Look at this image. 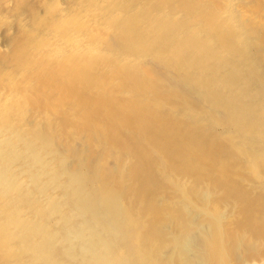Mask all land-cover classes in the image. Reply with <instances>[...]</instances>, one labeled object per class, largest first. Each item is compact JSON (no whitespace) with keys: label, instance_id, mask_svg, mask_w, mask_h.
<instances>
[{"label":"bare ground","instance_id":"bare-ground-1","mask_svg":"<svg viewBox=\"0 0 264 264\" xmlns=\"http://www.w3.org/2000/svg\"><path fill=\"white\" fill-rule=\"evenodd\" d=\"M60 1L50 4L56 10L46 12L45 17H52L42 19L44 31L35 29L41 10L35 15L39 14L38 21L35 17L32 20L35 26L28 24L26 14L10 28L31 37L18 45L24 58L37 56H28V67L40 59L51 66L58 64L56 68L62 71L74 68L60 73L62 79L57 82L62 81L64 92L57 98L45 95L49 86L44 85L45 93L37 91L38 87L35 90V85L32 88L34 74L29 76L30 72V83L26 81L31 87L23 84L28 88L21 92L24 97L16 91V96L0 92V264H256L257 258L249 255L259 248L264 252V192L251 193L247 185L243 189L236 185L235 177H242V171L261 179L264 176V54L254 60L257 51H247L246 46L237 44L234 33L248 31L256 40L264 33V25L246 27L250 24L247 18L241 19V24L229 23L220 15V2L214 3L209 16L198 12L202 2L212 0H149L151 4H143V8L139 7L143 0H136L138 5L129 0L130 8L113 13L114 18L119 16L117 23L113 22L118 30L110 26L106 32L100 28L114 19L109 10L117 8L120 1L104 0L109 2L110 6L105 5L109 10L100 6L104 11L99 8V21L96 18L98 23L94 20V24L91 20L97 8L93 11L92 3L69 5L66 0L63 4ZM92 2L99 4L100 0ZM114 2L117 5H112ZM62 7H66L64 11ZM75 9L85 12L78 23L87 31L81 32L103 31L108 48L92 47L88 50L91 55L83 52L84 44L75 50L76 29L67 26L77 24L76 17L71 18L69 13ZM181 12L182 18L177 15ZM53 24L63 34L46 39L44 32ZM116 32L126 33L124 39ZM134 33H157V40L143 41L147 34L140 40ZM214 37L220 41L217 46L210 43ZM263 47L264 43L256 50L260 52ZM108 49L120 53L119 58L138 53L135 58L115 62L108 56ZM163 53L165 58L156 57ZM64 57L74 62L71 67L64 69L68 65V59L62 61ZM109 62L113 63L111 72ZM102 63L103 70L108 71L96 73L100 75L96 78L94 68ZM52 69L46 72L58 70ZM46 72L44 75L50 74ZM8 73L15 77L14 72ZM94 86L105 92L101 96L96 93L93 99L86 97V90ZM122 89L133 93L131 99L119 96ZM33 92H41L39 96L35 93L38 98L34 99L40 97L47 102L50 114L46 119L32 113L33 104L28 101L34 100ZM165 92L171 96L166 98ZM175 97L180 116L170 117L165 107L176 104ZM75 98L82 108L89 101L90 108L97 102L107 111L86 107L85 112H68ZM56 113L63 114L61 121L52 119ZM187 113L193 115L190 122L183 121ZM15 116L20 125H30L31 130L26 131L29 126L23 130L26 125L18 126ZM127 125L139 136L125 135L121 127ZM93 129L108 133L106 153H95L102 142ZM217 136L224 141L223 146L218 143L221 154L215 151ZM145 137L150 147L157 144L155 150L161 148L160 161L142 144ZM208 163L212 165L207 169L212 172L222 167L221 177L218 175L210 184L205 181L213 179L212 174L206 176L204 166ZM200 164H204L208 178L186 180L192 178L188 172L198 173ZM201 171L198 175L203 176ZM169 174H175L176 179L167 187ZM188 180L193 183L188 184ZM206 183L212 185L208 188Z\"/></svg>","mask_w":264,"mask_h":264},{"label":"rangeland","instance_id":"rangeland-1","mask_svg":"<svg viewBox=\"0 0 264 264\" xmlns=\"http://www.w3.org/2000/svg\"><path fill=\"white\" fill-rule=\"evenodd\" d=\"M30 1V2H29ZM60 1V0H59ZM65 1V0H64ZM69 1H73V2H69ZM87 1H89L88 3H92V7H93V11H96V8H97V11L95 12V13H93V18H92V22H93V24L95 23V21L94 20H96V18L98 17V15H96L97 14V12H99V8H100V11L102 10V8L105 10H109L106 6H110L109 4L107 5V3H109V2H107V1H104V2H106V3H104V2H102L101 0H100V2H99V4L98 3H94V2H92L93 0H66V2H68V3H65V4H78V3H82V4H84L85 5V3H87ZM118 2L120 1V3L117 5L116 3L117 2H114L112 5H117V8H116V6H111L112 8H110V12H111V10H112V16H113V18H114V12H117V11H119V13L122 11H124L125 9H127V8H130V6L132 5L131 4V2H129V0H128V3H129V5H127V2L126 1H124V0H117ZM122 1H124V3H126V4H124ZM133 1V0H132ZM134 1H136V0H134ZM133 1V2H134ZM138 1V0H137ZM136 1V2H137ZM139 1H141V0H139ZM138 1V2H139ZM156 2H158L159 0H155ZM162 0H160L159 2H161ZM61 2V4H63V0H61L60 1ZM101 2H102V4H101ZM122 2V3H121ZM136 2H134V5L135 4H137L138 5V2L136 3ZM144 2H146V3H144ZM151 2V1H150ZM149 2V0L148 1H141L140 2V4H139V7L141 8V6H142V8H143V4L144 5H149V4H151ZM158 2V3H159ZM217 2H220L221 3V5L220 6H218V9L220 10V15L221 16H223L224 18H226V20L229 22V23H234V24H241V22H240V20L242 19V21L243 20H246V18H247V20H248V22H250V24L249 25H246V27L247 26H251L252 28L253 27H261L262 25H264V0H212V2L210 3V2H202V7L199 9L200 11H198V12H201V14L203 15V13H207V15L209 16V14H210V12H211V10H212V8H213V5H214V3H217ZM142 3V4H141ZM50 4H53V0H0V92H3L4 91V93L5 94H7L8 95V93H10V95L12 96V95H14V96H16V92H19L18 93V96H20L21 95V97H24L23 96V93H21V92H24L25 93V91H26V89H28V88H24V87H27V86H30L31 87V85H32V88H34L35 86V90H36V88H37V91H39V90H43V91H45V86H49V88H47V90H48V92H47V90H46V94L45 95H47L48 97H49V95H53L55 98H57V96L59 97V96H61L62 94H63V92H64V90H63V85H62V81L61 82H57L58 80L60 81L62 78H61V74L60 73H64L67 69V66L69 67H71V65L74 63H70V61H69V59L68 58H61L62 59V61L63 60H66V59H68V65H66L65 66V68L64 69H66V70H61L60 68L58 69V68H56V67H58V64L56 65V66H54V64H53V66L55 67V69H58V70H60L59 72H58V70H54V67L53 66H51V65H48L47 63H45L44 61H41L40 59V61L39 60H37V61H39L40 63H38L37 61L36 62H34L33 64H31L30 65V67H28L29 65L27 64H25V63H27L28 62V60H29V58H28V56L29 55H27L25 58L23 57V52H21V50L23 51V49H19L18 48V45L19 46H21L20 45V43H23V41H30V36L28 35V33H27V35H26V33H25V35H26V37H25V35H24V37H23V35H20V34H16V33H14V30H10V28H13V27H16V23L19 21V19L22 17V16H24V15H26L27 14V16L26 17H28V19H30L29 21H28V19H27V21L29 22L28 24H32V26H35V22H33L34 20L33 19H35V18H37V19H35V21H38V19L40 18V20H39V22H38V26H35V29L37 28V30H42V31H44V26H45V23H43L42 22V19L44 20H47V19H51L50 17H52V16H49L48 18L47 17H45V16H48V14L47 13H49L50 12V14L52 13V12H54L55 10H56V8H54V7H51V5ZM64 4V5H65ZM71 4V5H72ZM94 4V5H93ZM219 4V3H218ZM49 5V7H47ZM69 5H65V6H69ZM102 5H106L105 6V8H104V6H102ZM125 5H127V6H125ZM102 8H101V7ZM71 7H73V6H71ZM94 7H95V10H94ZM118 7H120V8H118ZM123 7V8H122ZM220 7V8H219ZM66 7H62L61 8V11H64V9H65ZM116 8V9H115ZM140 8L138 9V10H140ZM31 9L33 10V9H36L35 10V12H34V10H33V14H32V11H31ZM71 9V8H70ZM83 9V8H82ZM80 10V9H75V11L74 12H70L69 11V13H72V15H70L71 16V18H72V16H75L76 18V21H75V23L77 22V24H73L72 22V24H71V26H70V24H67V26H69V29L71 28L72 30H74L75 31V29H76V34H74V33H71V34H74L75 35V43H77V44H75V50L77 51V45L79 46V44H84V45H86L85 47H82L83 49V52H86V50H87V53H89L88 52V50H90V51H92L91 49H93L92 47H95V48H99V49H96V50H103V48H105V46H106V48H108L107 47V43L105 42V40H106V37H103V36H106L105 35V33H103V31H106L107 32V29L105 30V28H109L110 26V29H112L113 27H114V31L116 30V23H117V18L119 17V16H117V17H115L114 19H112L111 18V21L109 20L108 22H104L103 24H105V26L103 25V28L101 27L100 29H103V31H101L102 32V34H104V35H102L101 33H93L89 28H87L88 29V32H90L91 31V33L89 34V33H86L85 31H87V30H85L86 29V27H85V29H83L82 27H81V25H79L80 23H78V22H80L81 21V19H83L82 18V16H84V14H85V12L83 11V10ZM41 10V11H40ZM104 10H102V11H104ZM38 11H40V12H38ZM61 11H59L60 12V15H62L63 13L61 12ZM36 12H38V13H40V16H39V14H38V16H39V18H38V16L36 17L35 15H37V13ZM47 12V13H46ZM121 12V13H122ZM29 13V14H28ZM47 14V15H46ZM49 14V15H50ZM200 14V13H199ZM200 14V15H201ZM179 17H181L182 18V12L181 13H178L177 14ZM63 16H65V15H63ZM97 16V17H96ZM35 17V18H34ZM43 17V18H42ZM243 17L245 18V19H243ZM47 18V19H46ZM67 18V17H66ZM70 18V19H71ZM77 18L79 19V20H77ZM207 18V17H206ZM206 18H202L201 20H203V22H205L206 21ZM73 19H74V17H73ZM33 20V21H32ZM97 20L99 21V18H97ZM96 20V21H97ZM40 21H41V23H40ZM72 21V20H71ZM98 21H97V23H98ZM116 21V23H113V22H115ZM48 22H51V21H48ZM48 22H46V23H48ZM13 24H15L14 26H13ZM113 24V25H112ZM29 25V26H30ZM41 25V26H40ZM144 25H146V23H144ZM66 26V25H65ZM242 27L241 28H244L245 26L244 25H241ZM40 29H39V28ZM116 27V28H115ZM42 28V29H41ZM47 28V27H46ZM60 28H63V27H60ZM66 28V27H65ZM64 28V29H65ZM9 29V30H8ZM57 29L58 28H55L54 27V24L52 25V26H49L48 27V30L46 31V33L44 32V35L46 36H48L49 38H47V36L45 37V36H43V34H41V36H43V37H45L46 39H50L51 38V36L53 37L52 39H55V38H57L58 37V35H60V34H63V33H60L61 32V30H58L57 31ZM67 29H68V27H67ZM83 29V30H85V31H82V32H84V33H82L81 32V30ZM90 30V31H89ZM118 30V29H117ZM116 30V31H117ZM55 31H57V32H55ZM77 31H80L81 33H78ZM7 32V33H6ZM11 32V33H10ZM13 32V33H12ZM15 32H16V30H15ZM55 32V33H54ZM66 32V31H65ZM56 33H58V34H56ZM12 34V35H11ZM16 35V36H18V37H20V38H18V37H14L13 35ZM22 34H24V33H22ZM107 34V33H106ZM111 34V33H110ZM112 34H114V33H112ZM117 36H123V39H124V36L126 35V33H118V32H116L115 33ZM128 34V33H127ZM134 34H136V37L138 38V39H140V40H143V36L145 35V34H147V36L149 37H147V36H144L145 38H144V40L143 41H148L147 39H150V40H153V41H156L157 39H155L154 40V38H157V36H156V34L155 33H143V35H142V33H134ZM139 34V35H138ZM214 34V33H213ZM54 35V36H53ZM57 35V36H56ZM97 35V36H96ZM129 35V34H128ZM132 35V34H131ZM186 35L187 36H192V35H190V34H188V33H186ZM260 37L258 38V39H254L253 38V36H252V33H248V31H246V32H243V33H234V36H235V42L237 43V44H239V45H244V46H246V50L247 51H253V50H255V51H257V52H255V55H254V60H257V59H259V57H258V55H261V54H264V47L262 48V50L259 52L258 50H256V47H262L263 46V43H264V33H260ZM11 36V37H10ZM56 36V37H55ZM140 36V37H139ZM142 36V37H141ZM154 36H156V37H154ZM9 37V38H8ZM152 39H151V38ZM103 38H105V40L103 39ZM121 38V37H120ZM142 38V39H141ZM26 39V40H25ZM28 39V40H27ZM78 39H79V41H78ZM14 40V41H13ZM21 40V41H20ZM103 40H104V42H103ZM5 41H7V42H5ZM47 41V40H46ZM131 43V42H130ZM158 43H159V41H158ZM210 43H211V45L212 46H217V45H219L220 44V41L216 38V37H214V38H212L211 39V41H210ZM61 44V43H60ZM68 44H70V43H68ZM260 44V45H259ZM88 45V46H87ZM105 45V46H104ZM33 46V45H32ZM35 46H36V44H35ZM35 46H34V49H35ZM87 47V48H86ZM79 48H81V47H79ZM138 50L140 49V51L142 50V48H137ZM29 50H30V47H29ZM79 51V50H78ZM104 51H107V50H104ZM108 51H109V49H108ZM17 52V53H16ZM18 52H19V55L20 56H17V54H18ZM31 52V51H30ZM31 53H33V52H31ZM138 52L137 51H135V53L134 54H130V53H126V54H124V53H122V54H124V56H121V58H119V54L120 53H112V52H108V56L109 57H111L112 58V60H114L115 62L117 61L116 59H121V61L123 60V59H125L126 60V58L128 59V58H131V57H136V55L135 54H137ZM22 54V55H21ZM90 54V53H89ZM118 54V55H117ZM32 55V56H31ZM61 55H63L62 54V52H61ZM66 55V54H65ZM65 55H63V56H65ZM77 55V54H76ZM87 55V54H86ZM91 55V54H90ZM116 55L118 56V57H116ZM130 55V56H129ZM133 55V56H132ZM89 56V55H88ZM19 57V58H18ZM21 57V58H20ZM22 57H23V59L24 60H22ZM29 57H31L32 59H34V57H36L37 58V56H35V55H33V54H30V56ZM156 57H159V59L160 58H165L166 57V55L163 53L162 55H157ZM28 58V60H27V62H26V59ZM77 57L75 56V59H76ZM94 58H95V55H94ZM21 59V60H20ZM71 59V58H70ZM21 62H20V61ZM71 60H73V58L71 59ZM24 61V62H23ZM127 61V60H126ZM163 61V60H162ZM161 61V62H162ZM23 62V63H22ZM44 62V63H43ZM66 62H67V60H66ZM17 63V64H16ZM78 63V62H77ZM110 64H109V67H108V69H109V72H111V70H110V67H111V65L113 64L112 62H109ZM164 65H165V61H163L162 62ZM16 64V65H15ZM24 65V67H23V69H25V71L23 70V69H21L22 68V66H20V67H18L19 65ZM42 64H45L46 65V67H47V65H48V67H49V69H51V68H53L52 70H54V72H57L56 74L53 72V74H51L50 72H51V70L49 71V72H46V71H48L47 69H45L44 70V68H46L45 67V65H44V67H42L43 68V70H44V72H46V73H50V74H48V75H50L51 76V78H50V80H49V76L46 74V75H44L45 73L43 72V70H42V72L40 71L41 69V66H43ZM70 64V65H69ZM103 64V65H102ZM101 65H100V67L102 66V68H100V67H98L99 66V64L98 65H96L97 67H95L94 68V74L96 75V78H98L100 75H98V74H96V73H98V72H100V74H103V72H105V71H108V69L106 70L105 68H104V70H103V67L105 66L104 65V63H102ZM32 65H33V67H32ZM38 65V66H37ZM40 65V66H39ZM75 65H76V63H75ZM11 67H12V69H11ZM25 67H28V68H25ZM32 67V68H31ZM59 67H61V66H59ZM9 69L10 71H8V70H6V69ZM15 68V69H14ZM17 68H18V71H16L15 72V70H17ZM35 69L34 71H37L38 72V74L37 73H35L33 70H31V69ZM39 68V69H38ZM73 68H74V66H73ZM73 68L70 70V69H68V70H70V71H72L73 70ZM98 69V71H97V69ZM13 69H14V71H13ZM23 70V71H22ZM26 70H28V71H26ZM30 70V71H29ZM67 70V71H68ZM101 70H102V72H101ZM3 71V72H2ZM62 71V72H61ZM70 71H69V73H70ZM96 71V72H95ZM8 72H11V73H15L14 74V76L15 77H13V76H10L9 75V73ZM20 72H22L21 74H20ZM24 72V73H23ZM28 72H30L28 75L30 76V75H33V76H37V77H31L32 79H30V77L27 75V73ZM34 72V73H33ZM4 73H5V75H4ZM43 73V74H42ZM69 73H66V75L67 74H69ZM16 74L18 75V76H16ZM35 74H37V75H35ZM59 74V75H58ZM65 74V73H64ZM27 75V76H26ZM54 75H58L57 77L56 76H54ZM6 76H9V78L7 77V78H4V77ZM26 76V77H25ZM45 76H47L48 78H46ZM63 76V75H62ZM110 76H111V74H110ZM18 77V78H17ZM46 78V79H43V78ZM13 78V79H12ZM16 78V79H15ZM27 78V79H26ZM33 78H35V79H33ZM56 78V79H55ZM9 79V81L11 82V84H10V82L9 81H7ZM29 79L34 83H32L31 85L29 84L30 83V81H29ZM38 79V80H37ZM116 81H120V78H114ZM13 80V81H12ZM15 80H17V82L15 81ZM25 80V81H24ZM26 80H28L29 81V83H27V81ZM44 80H47V83L49 82V84H47L46 83V81H44ZM35 81V82H34ZM44 81V82H43ZM54 81V82H53ZM7 82V83H6ZM40 84H39V83ZM53 82V83H52ZM58 84H57V83ZM9 83V84H8ZM13 83V84H12ZM29 84V85H27V84ZM43 83V84H42ZM54 83H55V85H54ZM59 83H61V84H59ZM82 83H84V82H82ZM81 83V84H82ZM23 84L25 85L24 87H23ZM37 84V85H36ZM53 86H52V85ZM15 85V86H14ZM17 85V86H16ZM27 85V86H26ZM33 85H35L34 87H33ZM38 85H40V87L38 86ZM45 85V86H44ZM58 85V86H57ZM83 85H86V83H84ZM80 86H82V85H80V83H79V87ZM2 87V88H1ZM17 87H19L20 89H18ZM62 87V88H61ZM85 87V86H84ZM11 88L13 89V90H11ZM15 88V89H14ZM25 89V91H24V89ZM31 88V89H32ZM42 88V89H41ZM94 88V89H93ZM17 89V90H16ZM30 89V90H31ZM100 89H102V88H99V86H94V87H92V88H89V89H87L86 90V97H88V98H91V99H93V97H95L96 96V93H97V96L98 95H100V94H102V93H104L105 91H103L102 92V90H100ZM7 90V91H6ZM21 90V91H20ZM29 90V91H30ZM63 90V91H62ZM96 90H97V92H96ZM16 91V92H15ZM32 91V90H31ZM42 91V92H43ZM123 91V92H122ZM15 92V94H12V93H14ZM94 92V93H93ZM101 92V93H100ZM141 92H144V91H141ZM34 94L32 95V98L34 99V97L36 96L35 95V93L36 92H33ZM41 93V92H40ZM39 93V94H40ZM43 93H45V92H43ZM120 94H119V96L121 97V98H123V99H131V97H132V92H130L129 90H125V89H122L120 92H119ZM36 94H38V92L36 93ZM39 94H38V96H39ZM9 95V96H10ZM147 95L149 96V97H154V94H153V92L152 91H147ZM164 95H166V98H169V96H171V95H169L167 92H165L164 93ZM168 95V96H167ZM17 96V97H18ZM43 96H44V94H43ZM42 96V97H43ZM101 96V95H100ZM118 96V97H119ZM31 97V96H30ZM37 97V96H36ZM35 97V98H36ZM41 97V98H42ZM38 98V97H37ZM44 98H47V97H44ZM48 99V98H47ZM46 99V100H47ZM91 99H89V100H91ZM175 100V103L176 104H174L173 106H170V107H172V108H175V107H177L178 106V108H175L174 110L171 108V109H169L170 107L169 106H167V108L165 107V113H166V115L167 116H170V117H179L180 116V110H181V108H180V106H179V102H176L177 101V98L175 97L174 98ZM37 101V99H34L33 101H28L29 103L30 102H32V106H33V114L34 115H36V116H38V113H39V115L40 114H42L43 116H44V118L46 119L47 118V114H50V112L48 111V108H47V102H45V99H40V97H39V99H38V103H36V101ZM77 98H75V104H70V106L68 105V107H67V109H69V111L68 112H71V111H74L75 113H81V112H85V109H86V107H88L89 109H92V108H94L95 110H98V111H100L101 113H103V111H107V107H101L100 105H97V102H96V104L93 106L91 103H92V100H91V102H90V106H91V108L89 107V105H88V102L89 101H87V103H86V107H83L82 108V106L81 105H79V104H81L80 103V101L78 100ZM88 100V99H87ZM172 100H173V97H172ZM42 101V102H41ZM10 102V101H9ZM46 104H45V103ZM11 103V102H10ZM42 103H44V104H42ZM31 104V103H30ZM35 104V105H34ZM40 104V105H39ZM173 104V103H172ZM171 104V105H172ZM29 105V104H28ZM170 105V104H169ZM177 105V106H176ZM31 106V105H30ZM99 106H100V109H99ZM73 107H75V108H73ZM63 109L65 110L66 108H64L63 107ZM83 109V110H82ZM63 110V111H64ZM79 110V111H78ZM88 110V109H87ZM65 111H67V110H65ZM43 112V113H42ZM45 113V114H44ZM52 113H53V111H52ZM170 113V114H169ZM57 114V113H56ZM53 114L55 117H52V119L55 121V119H59L58 121H61V118L63 117V114ZM17 116H18V114H16ZM46 115V116H45ZM61 115V116H60ZM17 116H15V121L17 122V125L19 124L20 125V123L21 122H18V118L19 117H17ZM41 116V115H40ZM43 116H41L42 118H43ZM98 117V116H97ZM103 117V116H102ZM43 118V119H44ZM99 119L100 120H102L100 117H99ZM56 120V122L57 123H59L58 121ZM193 120V115L192 114H190V113H187L186 114V116L184 117V119H183V121L184 122H190V121H192ZM47 122V121H46ZM77 123H79V121L77 122ZM188 124V123H187ZM18 125V126H19ZM24 125H26V124H24ZM24 125L22 126V125H20V126H22L21 128H23L24 127ZM61 125V123L59 124V126ZM27 126H29L28 128H27ZM58 126V127H59ZM209 127L211 126V125H208ZM129 127L130 126H122L121 127V130L123 131V133H125V135H136V136H139V133L137 132V130H131L132 129V127H130L131 129H129ZM28 129V130H26L27 132H29L30 130H29V128H30V125H26L25 126V128H23V130L24 129ZM220 129V128H219ZM94 130V133L93 134H95V136H96V138L98 139V141H99V143H101V145L100 144H98L99 146H97V150L96 149H94L96 152L95 153H97V154H102V153H106L107 152V145H108V141H107V132H102V131H99V130H97V129H93ZM66 131V134H68V133H70L69 131H68V129L67 130H65ZM72 131V130H71ZM96 131V132H95ZM68 132V133H67ZM134 132H136V133H134ZM65 133V132H64ZM106 133V134H105ZM138 133V134H137ZM101 137H103L101 140H100V138ZM148 139V140H147ZM215 141H216V153L217 154H221V153H218V152H220V150H218L219 149V146H223V144H224V141H222L221 139H219V137L217 136L216 138H215ZM217 141H219V142H217ZM221 141L223 142V144L221 143ZM105 142V143H104ZM142 142V144L144 145V147L146 148V149H149L150 150V152H152V154H153V157L155 158V160H157V161H160V154H159V152L158 151H160L161 150V148L158 146V148H160L159 150H155V148L157 149V144H156V146H155V144L152 146V147H150L151 146V144H149L148 142H149V138H143V140L141 141ZM218 143H219V146H218ZM149 144V145H148ZM104 145V146H103ZM155 147V148H154ZM154 148V149H153ZM149 150H148V153H149ZM214 150V149H213ZM212 150V151H213ZM98 151V152H97ZM106 151V152H105ZM211 151V152H212ZM149 154H151V153H149ZM130 156H132V152L131 153H129V157ZM154 158H152V159H154ZM130 162H132V161H130ZM129 162V163H130ZM128 163V164H129ZM209 164V165H208ZM208 164H205L206 166H204V164L203 165H199L198 167L200 168V170H199V168L197 169V170H199L198 171V173L201 171V169L202 170H204V172H202L201 171V174H203V176H200V175H198V173H196L197 171H191V173L190 172H188L189 173V176H192V178H186V180L187 179H192V180H194L195 178V180H197V177H198V179H205V178H208L209 176H211V174H212V176H211V178H213V179H210V177L208 178L209 180H207V179H205V181L207 182V183H211V182H213V180H215V179H217V178H219V177H221V175L220 174H222L221 172H222V170H221V172H220V170L219 169H222V167L220 168L219 166H221V165H219L218 167V170L216 169V171H218V172H216V171H210V170H208L207 169V167H211V163H208ZM211 164V165H210ZM208 165V166H207ZM206 167L205 169H207L208 170V172H211V173H208L207 172V170L205 171V169H203L204 167ZM203 167V168H202ZM207 172V173H206ZM195 173V174H194ZM207 175H206V174ZM218 173V174H217ZM220 173V174H219ZM243 173V174H242ZM197 174V175H196ZM200 174V173H199ZM217 174V175H216ZM241 174L245 177H243L242 175V177H235V178H237V180H235V183H236V185H242V186H244L243 187V189H245V186H246V189L248 190V189H250V188H252V189H250V191H251V193H255V194H261V193H263L264 192V182H262L263 180H264V176H263V178L261 179V178H258V177H256V178H258L257 180H254V179H256L255 177H254V175H252L249 171H242L241 172ZM208 176V177H206V176ZM218 175H219V177H218ZM176 175L175 174H169L168 175V180H167V183H165V184H167V187H170L169 185H172V184H174V182H175V180L174 179H176V178H174L173 179V177H175ZM204 176H205V178H204ZM238 176V175H237ZM247 176V177H246ZM195 177V178H194ZM249 177H251V178H249ZM253 179L252 181L251 180H249V179ZM249 181H248V180ZM189 181L188 182V184L190 183V184H192L193 183V181ZM194 180V181H195ZM259 180H261V183H260V181ZM241 182V184L239 183V182ZM251 181V182H250ZM255 181H257L256 183H255ZM192 182V183H191ZM252 182H254L255 183V185H253V183ZM206 183V185H208ZM252 183V184H251ZM258 183V184H257ZM257 184V185H256ZM212 185V184H211ZM211 185H208L207 187L209 188V186H211ZM255 188H257L256 190H255ZM257 190H258V192H257ZM249 191V190H248ZM247 191V192H248ZM257 192V193H256ZM264 194V193H263ZM149 218H150V215L148 216ZM258 251H259V253L261 254L260 256H259V253H258ZM258 251L257 252H252L249 256H253V257H256L257 258V263L256 264H264V257H261V256H264V252H261V248H259L258 249ZM258 254V255H257ZM261 257V258H260Z\"/></svg>","mask_w":264,"mask_h":264}]
</instances>
